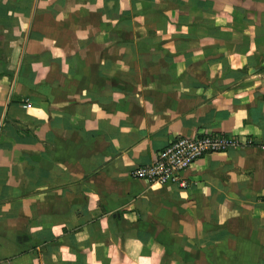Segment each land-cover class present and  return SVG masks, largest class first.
Returning <instances> with one entry per match:
<instances>
[{
  "label": "crops",
  "instance_id": "crops-1",
  "mask_svg": "<svg viewBox=\"0 0 264 264\" xmlns=\"http://www.w3.org/2000/svg\"><path fill=\"white\" fill-rule=\"evenodd\" d=\"M263 199L264 0H0V264H264Z\"/></svg>",
  "mask_w": 264,
  "mask_h": 264
},
{
  "label": "built area",
  "instance_id": "built-area-1",
  "mask_svg": "<svg viewBox=\"0 0 264 264\" xmlns=\"http://www.w3.org/2000/svg\"><path fill=\"white\" fill-rule=\"evenodd\" d=\"M241 145L238 137L227 134L196 133L190 136H177L156 155L152 164L136 168L131 176L150 185L188 189L189 182L184 174L196 162L210 155L239 148ZM262 202L264 203V199Z\"/></svg>",
  "mask_w": 264,
  "mask_h": 264
}]
</instances>
